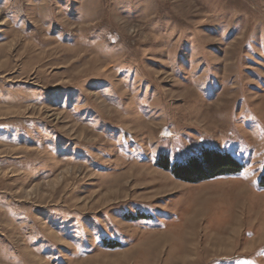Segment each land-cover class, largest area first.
<instances>
[{"label": "rangeland", "instance_id": "374dc122", "mask_svg": "<svg viewBox=\"0 0 264 264\" xmlns=\"http://www.w3.org/2000/svg\"><path fill=\"white\" fill-rule=\"evenodd\" d=\"M263 176L264 0H0V264H264Z\"/></svg>", "mask_w": 264, "mask_h": 264}, {"label": "trees", "instance_id": "16d2710c", "mask_svg": "<svg viewBox=\"0 0 264 264\" xmlns=\"http://www.w3.org/2000/svg\"><path fill=\"white\" fill-rule=\"evenodd\" d=\"M186 165L173 166V174L181 180L199 183V181L215 179L220 176H230L239 174L243 166L235 160L231 154H221L216 151H205L201 158H192ZM163 168L170 169V164L166 160ZM264 177V176H263ZM264 186V178L262 179Z\"/></svg>", "mask_w": 264, "mask_h": 264}]
</instances>
